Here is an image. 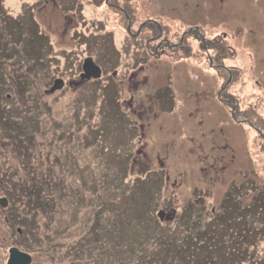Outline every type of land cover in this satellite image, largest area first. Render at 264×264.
Wrapping results in <instances>:
<instances>
[{"label": "rangeland", "instance_id": "1", "mask_svg": "<svg viewBox=\"0 0 264 264\" xmlns=\"http://www.w3.org/2000/svg\"><path fill=\"white\" fill-rule=\"evenodd\" d=\"M0 12L3 37H19L10 33L18 15L25 36L13 46L20 66L7 62L21 91L12 84L11 97H0V201L8 183L32 180L34 170L47 197L67 202L50 210L44 202L35 216L0 202V264L13 246L33 264H204L214 241L232 252L212 253L216 262H264V239L241 232L243 203L230 209L233 223L215 214L233 185L247 204L252 182L264 189V0H2ZM87 56L106 84L78 74ZM223 63L239 75L231 87V76L225 84L219 76ZM58 79L62 88L52 90ZM7 110L15 118L6 120ZM61 159L73 173L59 168ZM46 172L67 190L59 194ZM102 201V229L85 234ZM131 206L142 215L134 218ZM240 244L245 256L234 250Z\"/></svg>", "mask_w": 264, "mask_h": 264}, {"label": "trees", "instance_id": "2", "mask_svg": "<svg viewBox=\"0 0 264 264\" xmlns=\"http://www.w3.org/2000/svg\"><path fill=\"white\" fill-rule=\"evenodd\" d=\"M1 2H2V0H0V3ZM17 2H18V0H11V4L13 6H16ZM23 4L24 3L21 4V8L24 6ZM131 7H132V3H131ZM22 10H23V8L21 9V11ZM0 14H3V12L2 13L0 12ZM131 15L134 16L133 13H131ZM5 16L6 15H3V18H5ZM22 16H23V13H22ZM3 18H1L0 21H3ZM35 18L33 19L34 21H31V19H30V21L32 22L33 25L34 24L35 25L38 24L34 28V30H35L34 34L35 35H38V34L41 35V34H43L42 29H41V27L39 25V21H37V19H35ZM7 20H5V23L8 25L11 21L7 22ZM19 20H20L19 15H18V17H15L14 20H12L14 22L12 24H13V28L15 27V32H12V30L10 29V33L11 34L14 33L12 35L18 34V36H19L18 38H15V39L10 38L9 40L6 39L5 37H3V32L4 31L0 27V97H2L3 93H4V96H6V98L7 97H9V98L11 97V95L9 93V90L7 88H9V86L12 85V84H16L15 86L19 87V90L21 91V85H22L21 81L17 82L16 73L13 72L12 68H9L11 64H15V63H7L8 61L16 62V63L19 62L16 59L18 54L16 55V53L14 52L13 46H14V44H17V43H20L21 45H24L25 36H23V34H22V29H23V25L24 24H22L21 20L20 21ZM30 27H31V29L33 28L32 25H30ZM25 30H26V28L24 29L23 32H25ZM18 31H19V33H18ZM30 34L32 36V33H30ZM12 35H10V36L12 37ZM27 39H28V37H27ZM219 52H225V48L220 47ZM70 53H73V55L72 56L69 55ZM68 55L71 56V58L74 59V55H76V51H74L71 48H68ZM65 57L63 56V58H65ZM84 58L82 59L81 63H83ZM223 64L227 66V64H225V63H223ZM18 65H19V63H18ZM28 68H29V71H27V72L30 73L31 67H28ZM81 68H82V64H81ZM79 69L80 68L78 67V72L80 71V73H81L82 69H80V70ZM221 69L222 70H219L218 73H219V76L223 75L222 77H224L223 80H225V82L223 84L226 83V81L229 79L230 75H231V80H230V85H228V87H231L232 85L237 83L238 80H236V79H237V77H239L238 73H236L237 70H235L234 68H231L230 65H228L227 68H221ZM75 72H77V70H75ZM22 73L20 74V78L23 79L25 76ZM80 73H78V74H80ZM75 78H79V75H77ZM116 79L117 78L115 76H113V74H112V77L110 78V80H116ZM88 80H89L91 86L94 85V84L96 85V83H98V84H106L105 78H103V75L100 78H98V79L90 78ZM88 80H84V81L80 82L81 84H79V90H81L83 87L85 88L88 85V83H87ZM25 83L27 84L29 82L25 81ZM3 88H5V89H3ZM23 90H25V86L23 87ZM223 93L224 94L226 93V95H227L226 97L228 98V100H230L232 102V103H230V107L233 108V106L235 105V101H234L235 97H234L233 93L231 91H229V89H225L223 91ZM37 99H40V98H37ZM0 102L2 103V105L5 106V100L4 99L0 100ZM4 113H6L4 115L6 120L9 119L8 117L15 118L14 114L8 115V113H9L8 110L6 112H4ZM12 113H14V112H12ZM247 116L249 118V117H251V114H247ZM88 118H89V115H88ZM255 123H257V122L255 121ZM43 129H44V127L42 126L41 129H40V132H39L41 135H43V132H42ZM261 131H262V134H264V123L261 126ZM20 135H21V133H20ZM260 135H261V133H260ZM262 142H263L262 143V145H263L262 147L264 149V140ZM226 147L230 150V146L229 145H227ZM220 154H223L221 150L217 154V156H214V158L215 159L218 158V157L222 158L220 156ZM223 159H224V157H223ZM223 159L221 160L222 162H223ZM30 163L32 164V166L35 165V163L33 161H31ZM69 164L71 165L70 168L73 170L72 163H69ZM58 166H59L60 169H63L64 171H66L65 169H67L68 172H70V168H68V165L65 164V162H63V159H61L60 163H58ZM34 168H37V167H32V169H34ZM47 168H49V166H47L45 168V171H47ZM75 170H78V167H76ZM70 173H73V171H71ZM30 175L33 176V179L31 180V177H30L29 179H27V182H24V181L20 182L19 181V182H15V184L12 183V182L7 184L8 186L6 187V195H7L6 198H8V200H9V205L11 204L10 207L14 206V208H15V207H18V206H23L24 208H27L28 211L30 210L31 212H33V215L35 216L36 212L40 213V211L42 210L41 208H39V206H40V204H42L44 202H46L47 206L43 205V207L45 206L46 208H48V210L52 209L53 207H55V209H56V207H58L59 205L63 207V205L65 203H67L65 201L61 202L58 199L52 200L51 197L50 198L47 197V192L44 189V186H45L44 185V179H43V177H37V176H40L41 173L35 175L34 174V170H32V171L30 170ZM36 177H37V179H36ZM52 177H53V181H54L53 182L54 188L59 194L61 193V190H63V191L67 190V185L64 182L61 184L60 180L59 179L57 180V178H55L54 175H52ZM52 177L51 176L48 177L47 172L45 173L44 178H47L48 180L52 181ZM10 178H12V177L10 176ZM64 179H65V177H64ZM38 180H41V181H38ZM80 180H82L84 182L83 179L80 178ZM50 184H52V183H50ZM251 186H252V191H250V192L253 195H252L251 200L249 201L250 203L247 204L245 202V199H244L242 193L235 195L236 190H234V189H235L236 186L233 185L232 187L228 188V190H226L227 193H226V195L224 197L225 199L218 206L219 207V211H216L215 214L216 215L219 214V218H220V221H222V223H225V222L226 223H233L236 220L235 219L236 217L233 218L230 215V209H234L236 204H238V203H243V207L247 208V211H249V216H248L247 220H244V222L242 223V228H244V229H242L241 232H243V230H244V235L246 234V236H244V237L247 238L248 241H253L256 238H257V240L261 241L262 239H264V218H263L264 213H261L259 210H263L264 211V189H263L262 186H260L261 188L260 187H256V185H254V182L251 183ZM257 188L258 189L260 188L259 193H254L253 191L255 189H257ZM53 189H52V191H53ZM74 190L76 191V188H74ZM49 196H51V194ZM133 197L136 198L134 195H133ZM51 202H52V206L50 204ZM113 202L114 201L111 202V205L118 206L117 203H113ZM134 203H136V202H134ZM94 207H95L94 211L96 212V214H95L96 216L94 215L95 218L93 219V222L91 223V225L86 221V219H84V222H82V223L85 224V225L89 224V228H88V230L86 228L85 234H88V235L96 237L97 236L96 235L97 232H91V231L94 230V228L97 229L98 227L100 229H102V226H103V223H104V222H101L100 226H99V222H98V219H96V217H97V215H98V213L100 211H102V210L106 211L107 210L108 204H107V201H104V202L102 201V203H99L98 205L94 204ZM109 208H111V206ZM131 208L133 209V206H131ZM55 209H53V210H55ZM185 210L186 209L184 208V211ZM238 210L239 209H234V212L238 213ZM134 211H135V213L132 211L133 212L132 215H133L134 218H135L136 214L141 216L142 213H143L142 211L139 213L138 209H136ZM184 211L182 210V212L180 213L181 216H183ZM48 212L52 213V211H46V213H48ZM234 212H233V215H234ZM149 218H150V216L148 217V219ZM158 219H159V221H163L164 220V218L161 219L160 217ZM131 220H133V218H130L128 216V220L127 221H131ZM151 220H152V218H151ZM220 221H218V222L221 223ZM238 224L240 225L239 222H238ZM200 232L202 234V232L205 233L206 231H200ZM240 234H242V233H240ZM211 235L213 236L214 234H211ZM208 239H209L208 242L212 241L211 238L208 237ZM242 239H243V237H242ZM202 242L204 243L205 247L208 246V243L206 242V240H202ZM255 243H257V241ZM248 245H247V247H250L253 244H249L248 243ZM209 246H210L209 250L207 252H205L204 264H215V263L223 264V263H220V262H216V259H214V256L212 255V253H214V252L215 253L216 252H222L223 253L224 251H226V252H224V254L228 253L227 255H229L230 251L228 252L226 248H222V247L220 248V246H218V243L215 245V241L212 244H210ZM234 247H236V246H234ZM234 250H235V252L238 255L239 254H241L242 256L246 255L244 248H241V244L239 245V247L234 248ZM230 254H232V252H230ZM234 260L235 259H233V258L231 259V257H229V261L230 262L228 264H237L236 262H234ZM262 260L264 261V259H262ZM262 264H264V262Z\"/></svg>", "mask_w": 264, "mask_h": 264}, {"label": "water", "instance_id": "3", "mask_svg": "<svg viewBox=\"0 0 264 264\" xmlns=\"http://www.w3.org/2000/svg\"><path fill=\"white\" fill-rule=\"evenodd\" d=\"M83 73H82V77H86V78H99L102 75V68L100 65H98L94 58L91 56H88L84 59L83 62ZM64 81L62 79H58L55 81V86L54 89L55 90L58 88H62ZM1 205L3 207H6L8 205V199L6 197L1 199ZM166 214L165 210H160L159 211V216L161 218H163ZM9 259L7 261V264H31L33 261V257L32 255L24 250H21L20 248L13 246L9 249Z\"/></svg>", "mask_w": 264, "mask_h": 264}, {"label": "flooded vegetation", "instance_id": "4", "mask_svg": "<svg viewBox=\"0 0 264 264\" xmlns=\"http://www.w3.org/2000/svg\"><path fill=\"white\" fill-rule=\"evenodd\" d=\"M218 36H221L220 33H217ZM214 67V66H213Z\"/></svg>", "mask_w": 264, "mask_h": 264}, {"label": "bare ground", "instance_id": "5", "mask_svg": "<svg viewBox=\"0 0 264 264\" xmlns=\"http://www.w3.org/2000/svg\"><path fill=\"white\" fill-rule=\"evenodd\" d=\"M187 63H190V62H187Z\"/></svg>", "mask_w": 264, "mask_h": 264}]
</instances>
